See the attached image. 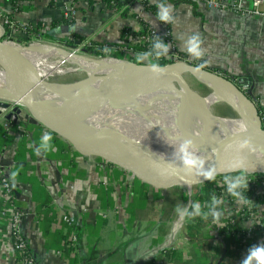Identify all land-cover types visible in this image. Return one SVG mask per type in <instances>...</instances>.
I'll list each match as a JSON object with an SVG mask.
<instances>
[{
    "label": "crops",
    "instance_id": "obj_1",
    "mask_svg": "<svg viewBox=\"0 0 264 264\" xmlns=\"http://www.w3.org/2000/svg\"><path fill=\"white\" fill-rule=\"evenodd\" d=\"M146 2L157 13L161 0ZM162 2L173 6L174 23L158 20L140 2L122 9L111 0H73L72 23L50 27L62 20L65 0H18L17 9L10 0H0V9L13 21L3 35L20 42L26 36L19 26L35 28L41 23L45 36L60 40H72L70 32H74L88 41L123 44L125 40L131 46L134 35L142 30L141 20L160 32L167 27L169 44L176 46L185 61L216 68L229 78L251 79L244 91L257 111H263L264 18L222 13L200 3ZM194 33H199L205 50L198 59L183 50V41ZM129 50L131 56L141 53ZM120 54L124 57V52ZM45 132L53 137V150L44 153L40 149L37 155ZM82 161L83 156L72 154L64 139L28 112L23 111L16 122L0 118V163L6 167L16 204L24 212L21 231L37 264L231 263L227 250H234V244L229 236L217 232L211 216L189 220L176 212L177 206L195 201L188 188L202 190L203 185H173L182 179L178 172L147 181L109 163ZM195 202L208 211L201 200ZM11 210L0 188V264L17 261L9 233ZM163 249L171 251V259L155 260Z\"/></svg>",
    "mask_w": 264,
    "mask_h": 264
},
{
    "label": "bare ground",
    "instance_id": "obj_2",
    "mask_svg": "<svg viewBox=\"0 0 264 264\" xmlns=\"http://www.w3.org/2000/svg\"><path fill=\"white\" fill-rule=\"evenodd\" d=\"M9 45L16 51L19 66L28 77L34 82L42 80L33 87L31 95L56 103L65 102L57 95L65 86L47 84L48 77L65 73L81 75L83 72L86 77L82 79L86 80L81 81L80 86L91 88L98 77L96 74H106L121 62L119 59L110 60V57L83 59L35 43L27 48L14 42H9ZM62 62L77 67H64ZM10 80L7 69L0 66V87ZM117 80L114 82L116 88L110 89L104 100L81 104L71 115L70 124L81 143L98 148L112 146L128 153V157L145 160L148 156L172 153L173 147L165 141L170 142L176 133H180L178 139L181 140L189 139V135L194 138L204 129L201 121L211 122L234 141L248 139L245 127L238 130V126L243 124L239 117L205 113L219 102L217 92L201 96L185 79L170 72L155 76L144 92L134 85L133 80L124 83ZM76 92L75 88L69 89L70 94Z\"/></svg>",
    "mask_w": 264,
    "mask_h": 264
},
{
    "label": "water",
    "instance_id": "obj_3",
    "mask_svg": "<svg viewBox=\"0 0 264 264\" xmlns=\"http://www.w3.org/2000/svg\"><path fill=\"white\" fill-rule=\"evenodd\" d=\"M121 61V60H120ZM0 66H4L9 75L10 81L4 82L0 87V118L3 120L16 122L23 111L45 128L59 135L67 141L71 147L80 155L97 156L106 163L120 167L131 172L134 176L149 181L151 177L166 176L154 166L153 161L163 163L173 162L182 179L173 185H205L213 181L205 180L203 176L195 175V172L186 174L179 161L175 160L172 153L148 156L145 160L125 156L122 152L112 146L98 148L94 145L81 143L74 134L70 124V117L81 104H88L90 101H101L107 97L110 89H115L114 82L134 81V85L144 92L146 86L154 81V75L147 68V63H136L134 61H121L106 74L97 77L91 88L80 86L81 81L64 84L65 89L57 95L60 99H65L64 103L52 102L38 96L31 95L33 87L39 85L42 80L32 81L28 75L20 68L16 51L9 45V41L3 38L0 29ZM164 72H170L178 78H184L188 73L201 84L208 86L212 92L219 93V100L228 105L239 117L247 129L248 139L251 141L254 150L245 149L243 156L248 172L264 175V127L260 120L258 111L244 88H249L251 79L249 78H227L216 71L206 67L198 69V65L185 61L173 60L161 65ZM75 88L77 92L70 94L69 89ZM188 93V92H187ZM204 129L196 134L194 138L189 135V139H194V143L199 149L202 158H206L205 167L216 165L218 170L226 162L231 153L225 151V146L234 140L226 137L219 128L208 121H201ZM53 124V125H52ZM198 140V141H196ZM225 172L221 171L216 179L221 180ZM233 174V173H231Z\"/></svg>",
    "mask_w": 264,
    "mask_h": 264
},
{
    "label": "built area",
    "instance_id": "obj_4",
    "mask_svg": "<svg viewBox=\"0 0 264 264\" xmlns=\"http://www.w3.org/2000/svg\"><path fill=\"white\" fill-rule=\"evenodd\" d=\"M146 0H120L122 9L131 8L134 3L140 2L144 4ZM195 3L202 4L207 9H215L219 12H231L241 16H256L264 18V10L261 9L263 0H251V4L247 5L246 0H191ZM67 4V6H66ZM76 10L73 6V0H65L63 18L71 20L75 16ZM168 24V23H166ZM5 26H13V21L0 9V29L4 33ZM128 37V36H127ZM159 37L165 43H170L169 29L166 27L164 32L158 31L156 28L148 25L144 33H137L132 39V45L142 43H150L153 39ZM88 40L79 43L84 47ZM104 48L111 49L115 54L124 52V57H132L136 59V54L131 56L130 46L124 40L123 44H119L117 48L112 49L107 43H103ZM169 53L165 56L168 60H184L181 58L176 46L170 45ZM109 57V56H105ZM262 125L264 127V110L258 112ZM72 154L77 153L72 147ZM78 154V153H77ZM83 156V155H81ZM95 160L106 163L97 156H83L82 163L87 164V160ZM256 174L247 172L248 187L241 189L248 203L239 204L236 199L230 196L221 179L220 189L215 195L222 198L224 203L221 205L223 215L219 222H216L217 232L240 238V259L245 258L248 249L256 244L264 243V181L256 179ZM0 188L4 198L11 203V214L9 218V233L12 241V248L16 254V264H37L34 258L27 250V246L21 231V219L24 212L17 206V199L14 196L10 180L8 178L6 167L0 163ZM189 197L195 198V201L201 200L204 205H208L205 191L189 187L187 190ZM220 233V234H221ZM212 239V238H211ZM213 241V240H212Z\"/></svg>",
    "mask_w": 264,
    "mask_h": 264
},
{
    "label": "clouds",
    "instance_id": "obj_5",
    "mask_svg": "<svg viewBox=\"0 0 264 264\" xmlns=\"http://www.w3.org/2000/svg\"><path fill=\"white\" fill-rule=\"evenodd\" d=\"M157 13L156 16L158 20L165 23H174L175 17L173 16L174 8L170 4L164 2L157 3ZM203 41L199 33H194L188 37L186 41H183V50H185L193 58H200L205 54V50L201 47ZM170 46L165 43L159 37H157L152 48L146 52L136 54V61L138 64L147 61V68L154 76H160L164 73V67H162L158 61L168 55ZM105 53L111 51V49L105 47L103 49ZM204 64L198 65V69L204 68ZM160 122L157 121V124ZM154 126V125H153ZM244 125L240 124L238 130H244ZM180 133H176L172 140L165 141L168 145L173 147V157L175 160L179 161V167L186 174H191L194 170L195 175L203 176L205 180L214 181L221 171L226 174L223 175V184L226 187L227 193L236 199L239 204L248 203L245 195L241 189H246L248 187L247 179V166L245 163V157L243 152L245 149L254 150L252 148L251 141L247 138L237 139L225 146V151L231 153L230 157L224 162L220 169L216 165H211L205 167L206 158H202L199 154V149L192 139H178ZM53 137L51 133L45 132L41 137L39 147L36 149V154L40 155V149H43L44 153L53 150V145L51 144ZM154 166L163 174H175L178 172L177 166L171 161H164L160 163L158 161H153ZM231 173H236L232 175ZM16 173H12L15 177ZM224 201L222 198H217L215 195L211 197V202L206 205L208 211H203V207L199 202L193 201L190 206H177L176 212L182 219H194L195 217H202L207 219L209 216L212 217L214 222H219L221 216L223 215L220 206L223 205ZM264 264V243L256 244L251 246L245 258L240 262V264Z\"/></svg>",
    "mask_w": 264,
    "mask_h": 264
},
{
    "label": "trees",
    "instance_id": "obj_6",
    "mask_svg": "<svg viewBox=\"0 0 264 264\" xmlns=\"http://www.w3.org/2000/svg\"><path fill=\"white\" fill-rule=\"evenodd\" d=\"M17 1L18 0H10L11 2V5L13 7V9H17ZM178 2H186V3H190L192 5H195V2L191 1V0H176ZM109 2V0H108ZM111 2L115 3L116 6L120 7L121 5V2L120 0H111ZM148 11L152 12V13H156V7L153 5V4H148L146 1L144 2V5H143ZM8 18L11 19V16L9 14H6ZM143 25L142 27V30L139 32V33H144L147 28H148V25L146 23H144L143 20L140 21ZM58 23H66V24H71L72 23V20H69V19H65V18H62V20L60 21H56L54 23H52V26L50 27H53L55 26L56 24ZM168 25V24H167ZM44 27L42 26V24H38L35 28L32 27L31 25H25V26H19L18 28L19 29H22L23 32L25 33V38L24 40L25 41H29L32 37H37V36H40V37H44V33L41 31V28ZM3 38H4V35H3ZM70 39H67V40H62L65 44H76V43H80L82 41H84V38L74 32H70ZM155 39H153L150 43H142V44H138V45H133V46H130V49L134 50V51H138V52H146L148 50H150L152 48V44L154 42ZM107 45L109 47H112V49H115L118 47L119 44H113V43H107ZM85 49L97 54L98 56H109V57H115V53L110 51L108 53H105L103 51L104 49V44L101 43V42H97V41H87V43L85 44ZM171 60H168L166 59L165 57H162L158 63L160 65H163V64H166L167 62H169ZM147 63V62H145ZM206 68L210 69V70H213V71H216L217 73L219 72V74L229 78V76H227L226 74H224L223 72L220 73V70L216 69V68H212V67H207L205 66ZM248 94V93H247ZM248 97L250 98L249 94H248ZM236 173H233L232 175H235ZM256 179H260V180H263L264 181V175L263 174H256ZM220 180H217V181H213V182H210L208 184H205L201 187L202 190L205 191V197H206V200L210 203L211 202V197L213 195H216L220 189V185L217 184ZM233 244H234V250H227V253L229 255V258L231 260V263L229 264H240V238H236V237H233V236H230L228 238ZM171 251L170 250H166V249H163L161 251L158 252V254L154 257L155 260H161L163 258L165 259H171L169 257Z\"/></svg>",
    "mask_w": 264,
    "mask_h": 264
},
{
    "label": "rangeland",
    "instance_id": "obj_7",
    "mask_svg": "<svg viewBox=\"0 0 264 264\" xmlns=\"http://www.w3.org/2000/svg\"><path fill=\"white\" fill-rule=\"evenodd\" d=\"M4 39L8 40L9 42H14L16 44H18L19 46L23 47V48H27L31 43H35V44H40L43 45L44 47H49V48H53L57 51H62L64 53L70 54L71 56H75V57H79V58H83V59H101L104 56H98L97 54L85 49V47H81L79 45V43L76 44H70L67 45L65 44L62 40L55 38V36H50V35H46L44 37H32L29 41H25V40H19L20 42L14 40L16 38H7L6 35H4ZM18 40V38H17ZM73 45V46H72ZM115 57H110V60H121V61H134L137 63L136 59L132 58V57H123L120 53L115 54ZM147 62V61H145ZM143 63V62H142ZM64 67L67 66H74V65H70L67 62H62ZM77 67V66H74ZM104 73H99L96 74V76H100L103 75ZM86 77L85 73L82 72V74H78V73H73V74H63V75H53L51 77H48V81L47 84L50 85V83H58V84H67L73 81H76L78 79L84 78ZM184 78L187 81V83L189 84V86L194 89L195 91H197L201 96H207L208 94L211 93V90L208 86L201 84L199 81H197L193 76H191L190 74L186 73L184 74ZM45 81V80H43ZM205 113H209V114H214L216 116H221V117H237L234 113V111L225 103L219 101L217 103H214L208 111H206ZM25 114H27V111L25 110ZM67 142V141H66ZM67 144H69L67 142ZM69 146H71L69 144Z\"/></svg>",
    "mask_w": 264,
    "mask_h": 264
}]
</instances>
